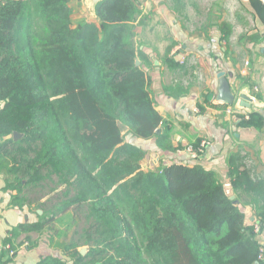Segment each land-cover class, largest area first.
Here are the masks:
<instances>
[{
	"label": "trees",
	"instance_id": "trees-1",
	"mask_svg": "<svg viewBox=\"0 0 264 264\" xmlns=\"http://www.w3.org/2000/svg\"><path fill=\"white\" fill-rule=\"evenodd\" d=\"M31 1L44 24L37 43L27 20ZM71 1L0 0V178L11 193L10 205H32L13 193L41 188L50 173L66 190L79 191L78 198H57L51 209L39 204L41 221L9 235L48 233L51 247L72 264H146L136 231L163 264H264L258 260L256 222L231 199L218 174L183 164L145 172V153L125 139H157L161 148L173 150L152 98L146 56L135 44L140 1L102 0L94 6L96 22L77 28ZM263 124L260 114L251 113L240 126L261 130ZM15 133L23 137L15 141ZM240 163L239 153L228 159L232 188L253 191ZM66 168L74 170L71 178ZM81 213L94 222L84 231L90 247L84 256L66 241ZM11 240L1 243L0 264L13 262ZM38 264L67 263L45 257Z\"/></svg>",
	"mask_w": 264,
	"mask_h": 264
},
{
	"label": "crops",
	"instance_id": "crops-1",
	"mask_svg": "<svg viewBox=\"0 0 264 264\" xmlns=\"http://www.w3.org/2000/svg\"><path fill=\"white\" fill-rule=\"evenodd\" d=\"M139 1L141 14L133 22L135 44L146 56L144 69L151 82L152 98L173 148H161L157 139L131 137L145 153L142 170L145 171L143 166H148L147 172H155L161 165H200L218 174L230 195L235 192L228 159L239 153L241 170L249 172L254 190L240 187L238 196L247 202L254 198L256 204L244 208L251 222H260L258 213L264 202V124L257 130L241 127L240 123L242 116L248 120L251 113L260 114L264 120V39L258 43L246 41L253 36L264 37V0H215L204 8L190 4L189 9L181 3L171 6L169 0ZM80 2L90 11L91 21L96 22L94 0ZM76 6L77 1L72 0L71 9ZM224 24L230 32L223 28ZM221 73L235 95L232 106L218 101ZM189 146L203 150L197 159L185 152ZM10 202L11 193L0 178V243L12 238L16 247L12 264H38L45 257L66 262L62 252L51 247L48 233L9 235L20 225L37 224L40 221L35 214L41 216L38 210L33 213L29 207L19 209ZM43 235L46 246L39 244ZM26 239L30 242L27 252ZM258 240L264 246L262 220Z\"/></svg>",
	"mask_w": 264,
	"mask_h": 264
},
{
	"label": "rangeland",
	"instance_id": "rangeland-1",
	"mask_svg": "<svg viewBox=\"0 0 264 264\" xmlns=\"http://www.w3.org/2000/svg\"><path fill=\"white\" fill-rule=\"evenodd\" d=\"M76 1H77V6L72 9V11H73L72 23H73L74 27L77 28L80 25L84 24L85 22L86 23L87 22L93 23L91 21L90 11L87 10L86 6H83V4L80 2L81 0H76ZM169 2H170L171 6H175V5L180 4V3L186 4V8L189 9L190 4H194L195 7L200 6V7L204 8L205 6H210L212 3L214 4L215 0H199V2H197V0H169ZM27 8H28L27 9V20L30 21L29 27H33V29H34V33H33L34 34V40L37 43V42H39V40L43 36V31H44L43 30V25H44L43 20H42L41 15L38 11L37 4L34 1H31ZM81 8H82V11H80ZM81 17L84 18L83 21H81L82 20ZM57 110H58L60 117L63 116L62 111L59 108H57ZM65 125H66V122L64 121V126ZM67 128H70V126ZM127 138H128V135L125 136L126 141L132 142L131 140H133V139L131 137H130L131 139H128V140H127ZM78 154L80 156V159L83 160V157H84L83 152L80 151V153L78 152ZM90 165H91V163H89V166ZM143 167L145 168V172H147L149 169L148 166H146V167L143 166ZM91 168H95V165H91ZM64 171H65L64 173L70 178H71L70 174H74V170L68 171V169L66 168ZM75 178H76V175L73 176L72 181L75 180ZM40 185H41V188L34 189L33 187H31V189L30 188L26 189V192L23 195L22 194L17 195V193H13L14 196L16 195L18 197L26 199L27 201L29 200V202L30 201L33 202V204H32L33 206L30 205V206H26V207H29L28 209L30 210V212H33V213H35V210L39 211L41 216H39L38 214H35L38 217L39 221H41L42 217L44 216L42 209H40L38 207L39 204H45V205H47L48 209H51L53 207V205H58V202H57L58 199L57 198H78L79 197V191H77L76 189L66 190L64 185L60 183V180L56 176V174H53V173L46 174L43 182ZM76 188L80 189V188H82V186L79 185ZM54 189H55V191L52 192V190H54ZM230 195L233 197L232 200L239 202L243 207H244V205H247L250 202L254 201L253 200L254 198H251L252 200L250 202H247L248 200H246V199L239 198L238 191H236L235 193L230 194ZM53 198H56V199H53ZM38 200H41V201H39L38 206H37ZM260 208L261 209H260L258 215L262 218V219L260 218L262 220V222H264V202ZM86 216H88L87 213H81L80 223L68 231L70 234L68 235V238L66 239V241L74 243L76 246H78V250L80 252L82 250H84L87 254L90 250V247L86 241L84 231H87L88 229H90V226H93L94 222L92 220L88 221ZM82 232H83V234H82ZM139 234H140V232L136 231L137 236H136L135 240H136L137 245L139 246L140 250L142 251V255H143L142 258L144 259L146 264H163V262L161 261V259L158 256L151 254V253L146 251V245H143V242L141 241ZM39 240H40L39 241L40 246L42 244L43 245L46 244L44 235L42 237H40ZM42 247H44V246H42ZM29 248H30V242H28L26 239L24 251L27 252L26 249L28 250ZM66 263L72 264L71 261H68V258L66 259Z\"/></svg>",
	"mask_w": 264,
	"mask_h": 264
},
{
	"label": "water",
	"instance_id": "water-1",
	"mask_svg": "<svg viewBox=\"0 0 264 264\" xmlns=\"http://www.w3.org/2000/svg\"><path fill=\"white\" fill-rule=\"evenodd\" d=\"M102 0H94V4L96 5L97 3H99ZM137 66L140 65V61H137ZM219 80H220V84H219V93H218V101L228 105V106H232L235 103V95L232 93L230 84L228 82V80L225 77V74L221 73L218 76ZM243 101L249 103V100L247 97H243ZM245 106V105H244ZM248 106V104H246V107ZM23 136L21 134L15 133L14 134V140H18L20 138H22ZM233 199V197L231 198ZM3 247L0 243V252L2 251ZM83 256L86 254V252L84 250H82L80 252Z\"/></svg>",
	"mask_w": 264,
	"mask_h": 264
},
{
	"label": "built area",
	"instance_id": "built-area-1",
	"mask_svg": "<svg viewBox=\"0 0 264 264\" xmlns=\"http://www.w3.org/2000/svg\"><path fill=\"white\" fill-rule=\"evenodd\" d=\"M254 100V99H253ZM205 145V144H204ZM203 150H196L193 146H189L186 148L185 152L192 158V159H197L199 156H200V153L202 152ZM261 231V223L258 222L255 224V233L257 235H259ZM11 256L14 255L13 252L10 253ZM258 260L259 261H264V246H261L260 248V252H259V255H258Z\"/></svg>",
	"mask_w": 264,
	"mask_h": 264
}]
</instances>
